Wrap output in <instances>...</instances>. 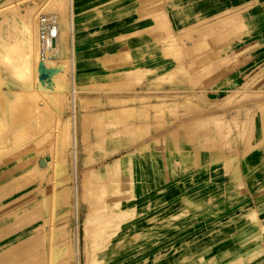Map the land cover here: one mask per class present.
I'll return each instance as SVG.
<instances>
[{
	"label": "rangeland",
	"instance_id": "374dc122",
	"mask_svg": "<svg viewBox=\"0 0 264 264\" xmlns=\"http://www.w3.org/2000/svg\"><path fill=\"white\" fill-rule=\"evenodd\" d=\"M262 4L0 0V264H264Z\"/></svg>",
	"mask_w": 264,
	"mask_h": 264
},
{
	"label": "bare ground",
	"instance_id": "6f19581e",
	"mask_svg": "<svg viewBox=\"0 0 264 264\" xmlns=\"http://www.w3.org/2000/svg\"><path fill=\"white\" fill-rule=\"evenodd\" d=\"M5 9H8V7H6ZM47 16H52V18H54L55 21L57 22L56 16L54 15H47ZM34 19H35V14L31 16H27V17L19 16L17 18L18 25L22 32V41H23V44L26 50H22V51L17 50L16 45L14 44L15 42L12 43L9 39V36H7V34L6 35L0 34V67H1L0 71L5 77H8V79L12 83H14L16 86L21 85V86L29 87L28 84L25 85L24 83H22V79H20L18 76L16 77L14 72L19 71L20 73H24L25 70H28V71L32 69L34 70V68L36 67L37 60L41 57L39 49H38V44L41 41H40V36L38 34V28L36 25V21ZM59 28H61V26ZM60 36L61 35L57 29V32H55V37L54 39L51 40L50 44H47L45 46L43 45V55L44 56L47 55L48 57L51 54L53 55L58 54L60 50V42H61ZM21 54H23V58H24L22 63L20 62ZM31 58L33 59L32 64L30 63ZM16 97H17V92L15 91L6 92L7 100L9 101H12L14 99L16 100L17 99ZM19 106H20V103H19ZM73 127H74V124H73ZM62 134L66 136L67 130L64 129V131H62Z\"/></svg>",
	"mask_w": 264,
	"mask_h": 264
},
{
	"label": "built area",
	"instance_id": "2783aa9c",
	"mask_svg": "<svg viewBox=\"0 0 264 264\" xmlns=\"http://www.w3.org/2000/svg\"><path fill=\"white\" fill-rule=\"evenodd\" d=\"M58 24L52 16L41 15L39 19V36L41 45L45 46L50 44L51 40L55 37Z\"/></svg>",
	"mask_w": 264,
	"mask_h": 264
},
{
	"label": "crops",
	"instance_id": "0c3cea01",
	"mask_svg": "<svg viewBox=\"0 0 264 264\" xmlns=\"http://www.w3.org/2000/svg\"><path fill=\"white\" fill-rule=\"evenodd\" d=\"M234 2L235 0H217V2L219 3V4H224V3H228V2ZM254 1H257V2H259V3H264V0H254ZM262 8H260L259 10L260 11H258V14L261 16V17H264V4H262Z\"/></svg>",
	"mask_w": 264,
	"mask_h": 264
}]
</instances>
